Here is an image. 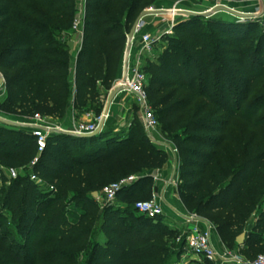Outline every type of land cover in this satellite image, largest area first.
I'll return each instance as SVG.
<instances>
[{"label": "trees", "instance_id": "trees-1", "mask_svg": "<svg viewBox=\"0 0 264 264\" xmlns=\"http://www.w3.org/2000/svg\"><path fill=\"white\" fill-rule=\"evenodd\" d=\"M144 2L85 1L77 108L92 112L99 104L94 112L100 116L99 85L112 87ZM78 9L77 0H0V70L17 69L0 109L54 118L67 114L72 56L62 36L73 30ZM163 40L165 51L156 61L146 60L143 69L166 91L155 112L177 148L181 201L202 216L228 211L217 227L221 240L255 258L243 249L264 247V207L258 208L264 198V94L252 98L264 80V25L191 16ZM148 91L155 109L149 83ZM232 118L262 130L238 142L226 131ZM225 141L235 147L230 158L220 153ZM168 160L134 124L120 130L111 124L92 138L53 133L41 155L32 134L0 126V166L25 170L0 186V264H78L88 248V264H173L170 259L183 252L184 244L176 243L179 230L161 215L148 217L135 208L153 196V177L143 173ZM31 174L54 188H42ZM133 174L140 177L121 190V204H98L94 192ZM72 203L82 205L75 217ZM99 232L102 240H95ZM244 232L245 244L238 245Z\"/></svg>", "mask_w": 264, "mask_h": 264}, {"label": "built area", "instance_id": "built-area-1", "mask_svg": "<svg viewBox=\"0 0 264 264\" xmlns=\"http://www.w3.org/2000/svg\"><path fill=\"white\" fill-rule=\"evenodd\" d=\"M212 1L217 4L213 8L220 3H224L222 0ZM228 4L233 9L241 8L242 13L251 15L253 19L259 18L264 14V0H240L237 7L233 1H229ZM248 6L252 10L248 11ZM157 9L160 11L156 14L165 15L168 20L167 24L165 27L159 29L155 36L148 29L149 24L144 18L138 24L133 37L129 38V33L127 34V49L123 65L113 87V89L119 90L117 97H130L138 105L142 125L150 136L155 135L160 121L151 103L148 91L149 78L143 66L146 59H156V44L161 42L166 35L174 33L175 26L185 17L184 12H186L182 8L180 1L175 2L167 8ZM211 10L213 11L214 9L211 8ZM80 11H82V17L79 21L75 20L73 25L75 33L81 32L84 26V9ZM139 45V51H137ZM102 116L103 114L90 121L75 122L71 128L67 129L62 126L49 124V117L42 116L39 113L34 114L29 120L21 123L36 138L38 154L41 155L47 148L48 139L51 134L68 133L78 137L93 134L99 128ZM0 117L2 116L0 115ZM157 143L167 152L169 158H174L178 155L174 143ZM37 161L38 158L34 160L33 164ZM8 175L10 178H16L17 169L9 168ZM139 177L140 175L133 174L112 182L103 188L97 198L102 200L105 205L112 204L117 200L121 190L137 181ZM31 179L44 189L51 190L54 188L45 184L43 179L36 174H31ZM165 202L166 200L162 194L153 193L151 199L137 201L135 208L140 213L155 218L165 213ZM174 213L184 224V233L179 236L178 240L186 245L185 249L194 257L207 260L212 264H264V254L257 255L255 258H248L238 247L230 248L226 245H223L222 248L217 247L215 244V236L218 234L217 227L197 212L185 210Z\"/></svg>", "mask_w": 264, "mask_h": 264}, {"label": "rangeland", "instance_id": "rangeland-1", "mask_svg": "<svg viewBox=\"0 0 264 264\" xmlns=\"http://www.w3.org/2000/svg\"><path fill=\"white\" fill-rule=\"evenodd\" d=\"M163 1H165V0H145L144 5L142 6L143 11L148 10V9H155V7H157L156 5L160 2H163ZM187 1H189L188 2L189 6L193 5V7H195V9H194L195 15H191V16H204L206 18L212 17L215 19H221V18H219L221 16V17H225L229 20H231V18H233V16L231 14H228L227 12L220 11L218 13H215L214 11H212L211 8L214 7L215 5H217L212 0H187ZM238 2L239 1L233 2V3H235L236 7H237ZM228 3L229 2H224V3H220L218 5H225L227 7L232 8V6H230ZM188 4H187V6H188ZM189 8H191V7H189ZM233 10L238 11V12H242L241 8H235ZM191 16H185L182 20H188ZM217 16H219V17H217ZM76 20L77 21L80 20V17L78 14L76 15ZM253 21H258L260 25H264V17L263 16L256 18V19L254 18ZM12 25H14V23H12ZM200 25H201L200 23H197V26H200ZM158 30L159 29L156 26H153L151 33L156 36V34L158 33ZM69 32L71 34H73L75 31L71 30ZM173 34H171V35H173ZM166 36H168V35H166ZM67 45L70 48V45L69 44H67ZM166 48H167V43L158 42V45L156 44V50L158 52L162 53L165 51ZM16 72H17V69L8 70V71L0 70V78L2 77L4 79V85L0 88V102H2L7 97L8 93H9L8 79L10 77H12L14 74H16ZM148 83H149V88L151 91L153 104L155 107L154 110L158 111V108L155 106V104L157 103L158 99L162 95H164V93L166 91L162 90L163 85H157V84L152 83L150 77L148 79ZM114 85H115V81H114L112 87L110 88V90L107 91L106 96L103 97V101L100 102V105L102 106V112H101L100 116L104 112V109H105V106H106V103L108 100V96L110 94V91L113 89ZM262 94H264V80L256 88L255 93L252 95V98L258 97L259 95H262ZM198 101H200V100H198ZM125 102H126L125 105L128 108H130L131 111H133L132 117H131V123L135 125L136 129L138 130V133H144V134L148 135L150 137V139L153 141V143L159 148H161V146L157 142L173 143L172 142V134L167 132V127L161 123H160L159 127L157 128V132L155 133V135L150 136L145 131V129L142 125L140 115H139L138 105L130 97H125ZM259 104L261 105L262 103H259ZM92 107H93V109H92L93 116L99 117L95 113L96 110L99 109V104H94ZM122 110H125V109L123 108ZM261 114H262V116L264 115V107H262ZM0 115L6 119H9V120H21V122H23V121L25 122V121L29 120L31 117L29 115H20V114H17L16 112L5 111L2 109H0ZM159 117H160V114H159ZM0 126H4V127L9 128V129H12V130H18L20 132L30 133V131L28 129H26L24 126H10V125L5 124L4 122H0ZM118 126L119 125H116L114 123L112 124V128H115V130H117ZM260 129L262 130V127L257 128V129L251 128L246 123H244L243 121H240L236 118L230 119V122L226 125V131L229 132L236 140H238V142H241L242 140H244L246 138H250V137L254 136L255 134H257L259 132L258 130H260ZM8 136H10V135H8ZM234 150H235V147L233 145V142L225 141L220 148V153L222 155H226L228 158H230L233 156ZM176 164L178 166V161ZM18 173L24 174L25 170L17 169V175H18ZM5 178L9 179V180L14 179V178L9 177L8 168L0 166V186H2ZM174 191L177 194L179 193V182H177V184H175ZM94 198L96 199V201L98 202V204L100 206H105V204L102 202V200H100L96 197H94ZM119 204H121V203H120L119 199H117L111 205L116 206ZM71 206L74 207V209L72 210L70 215L72 217H75L82 205L80 203H72ZM263 207H264V198L260 201V203L258 205L259 209H262ZM160 217H163V215H161ZM203 217L206 218L207 220H209L210 222H212L216 227H219L222 223H224L229 218V212L219 210V211H214L211 213H206L203 215ZM255 218H256L255 215H253L250 222L251 223L254 222ZM163 219L165 222L169 220V222L171 224H173L179 230L180 235L184 233V224L181 227L174 220L165 219V218H163ZM11 229L13 230V232L16 234V237H17V229H15L14 227H12ZM245 232H247V230ZM18 238H19V236H18ZM101 238H102V235L100 234V232L97 233V235H95V237H94L95 240H98V239L102 240ZM176 243L180 244V241L177 239ZM185 247H186V245L181 247L183 249V252L180 254L179 257H177L175 255V253H173L175 256H173V258L170 259V261H172L173 264H208L204 259H199L197 257H194L190 252H187ZM243 250H244L245 254L250 255V256L264 254V247H261V246H258V247L252 248V249L244 248ZM89 252H90V250L88 248L86 251H84L81 254V256L78 257V259H77L78 264H88L87 259H88ZM91 264H93V263H91Z\"/></svg>", "mask_w": 264, "mask_h": 264}, {"label": "crops", "instance_id": "crops-1", "mask_svg": "<svg viewBox=\"0 0 264 264\" xmlns=\"http://www.w3.org/2000/svg\"><path fill=\"white\" fill-rule=\"evenodd\" d=\"M178 1H180L182 8L185 9L186 12H192V13L195 12V10H194L195 7H193V5L189 6V4H188L189 1H187V0H165L163 2L158 3L156 5L157 7H155V8H167V7L171 6L172 4H174L175 2H178ZM222 1L225 2L226 0H222ZM226 2H229V1H226ZM77 4L79 5V10L77 11V14L81 18L82 17V11H80V10L84 9L85 0H77ZM187 4L191 8H189L187 6ZM212 9H214V8L212 7ZM247 9H248V11L252 10L249 6L247 7ZM217 17H219V16H217ZM263 17H264V14H263ZM219 18L227 19V18L221 17V16ZM145 20L149 24L148 29H150V31L153 29V26H156L158 29H161V28L165 27V25L168 22V20L166 19V16L163 14H159V15L151 14V15L146 16ZM62 38L64 39V41L67 44L70 45V52H71V56H72L71 72H70V83H71L70 105H69V110L64 117H62V118L49 117L48 123L52 124L54 126H62L63 128L67 129V128H71L75 122L90 121L95 116H93L92 112H86L85 110L77 108L75 106L76 63H77V56H78V53L81 49L82 42H83V29L79 33L74 32L73 34H71L69 32L68 34H65L64 36H62ZM160 43H164V40H162ZM157 45H158V43H157ZM139 47H140V45L137 47V51H139ZM126 49H127V43H125V46H124L123 57H122V61H121L120 65H119V69L117 72L116 79H117V77L120 73V70L122 68ZM160 53L161 52H158L156 50L157 57L153 61L157 60ZM146 60H150V59H146ZM116 79H115V81H116ZM99 88L101 90L102 100H103V97L106 96L107 90L101 84L99 85ZM125 104H126L125 97H117L115 99V101L111 107L110 114H109L105 129L113 123L116 125H119L117 130L128 129L132 125L131 117H132L133 111H131L130 108H128ZM123 108L125 110H122ZM13 121L21 122V120H13ZM177 159H178V155H176L174 158L171 157V158H169L168 162L162 168L150 169V170H147L143 174L146 176L153 177V181H154L153 193L162 194V196L166 200L165 205H164L165 213L163 214V217L165 219L174 220L177 224H179L182 227L183 222L180 220V218L176 217L175 213H174L177 211L179 212V211L187 210L185 208L183 202L181 201L179 193L177 194L174 191L175 184H177V182H179L178 174H177V164H176L178 161ZM166 223L168 224L169 227L177 229L173 224H171L169 222V220L166 221ZM215 244L219 248H222L223 245H225L223 243V241L221 240V237L219 236V234H216V236H215Z\"/></svg>", "mask_w": 264, "mask_h": 264}, {"label": "water", "instance_id": "water-1", "mask_svg": "<svg viewBox=\"0 0 264 264\" xmlns=\"http://www.w3.org/2000/svg\"><path fill=\"white\" fill-rule=\"evenodd\" d=\"M159 11L160 10H158V9H148V10H145V11L141 12L139 14V16L136 18L132 28L129 31V34H128L129 38L134 36L135 31L137 29V26L140 23V21H142V19H144L148 15L156 14ZM213 11L215 13L220 12V11L227 12L228 14H231L233 16V18H231V20H238V21L253 20V17L251 15L235 11L232 8L227 7L225 5L216 6ZM184 15L185 16H191V15H195V14L192 13V12H184ZM3 85H4V79L1 77L0 78V88ZM118 92H119V90L116 89V88L111 90V92H110V94L108 96V100H107V103H106V106H105V109H104V112H103V116H102V119H101V122H100L98 130L95 133H93V134L82 135L81 137H86V138L96 137V136L100 135L104 131V129L106 127V123H107L108 117H109V114H110L111 107H112L115 99L118 96ZM0 122H4L5 124L10 125V126H23V124L21 122L5 119V118H2V117H0ZM93 196L97 198L99 196V192H94ZM245 241H246V233L244 232L240 236H238L237 244L238 245H244Z\"/></svg>", "mask_w": 264, "mask_h": 264}]
</instances>
